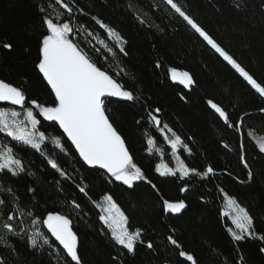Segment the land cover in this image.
Listing matches in <instances>:
<instances>
[{"label":"trees","instance_id":"trees-1","mask_svg":"<svg viewBox=\"0 0 264 264\" xmlns=\"http://www.w3.org/2000/svg\"><path fill=\"white\" fill-rule=\"evenodd\" d=\"M130 2L147 12L151 23L141 25L134 10L129 8ZM178 2L256 78L264 80V0H244L243 11L234 8V0ZM41 3L42 0H0V78L22 86L30 97L41 103L52 104L54 96L35 67L38 38L44 31L43 14L38 11ZM76 5L87 13H77L79 23L106 38L103 30L91 20L92 16H99L115 26L127 40V55L119 56L127 75L117 78L139 99L135 103L113 99L108 110L135 162L158 185L160 194L147 184L141 183L131 191L119 182L110 181L104 171L89 168L79 161L67 141L72 155L60 154L59 163L73 180L65 181L60 177L40 153L21 148L20 154L28 162L32 175L0 174V182L12 187L21 204H27L33 214L59 210L70 215L73 229L80 238L83 264H186L184 258L178 256L179 250L168 242V235H174L184 250L194 254L198 264H239L241 259L243 264H264V251L260 250L264 242L252 239L235 242L231 238L227 231L232 226L231 221L223 215L224 199L219 192L223 188L238 197L250 209L257 232L264 233V155L258 154V142L264 139V114L259 111L264 107V98L251 90L163 0H76ZM3 43H11L13 49H4ZM158 62L160 67H156ZM173 67L189 72L195 84L189 89L174 82L169 73ZM208 100L224 106L233 121L244 113L251 115L245 117L242 129L229 128ZM155 108L161 109L160 119L190 144L192 154L184 153L186 162L197 169L211 166L215 170L210 179H191L188 192L180 191L183 181L160 177L154 171L156 164L162 161L174 164L166 141L142 119L146 109ZM42 123L43 130L50 136L62 133L55 123ZM149 134L156 138L163 156L147 151ZM4 138L0 133V139ZM224 144L229 147L225 148ZM53 149L54 145L49 143L48 150ZM241 156H246L252 166L254 177L250 183L239 182L246 176ZM73 181L88 185L89 195L79 193ZM29 187L36 189L35 194L27 191ZM107 192L129 216L130 227L142 229L144 241H151L153 249H148L146 243L138 245L133 255L114 244L99 221V209L91 203ZM71 198L82 205L79 215L65 203ZM162 199H183L188 207L180 214L166 213ZM2 210L5 215L9 211ZM24 226L30 235V217H24ZM41 230L45 228L42 226ZM8 239L14 249L0 243V256L5 264H57L51 250L45 252L26 246L27 236L23 239L9 236Z\"/></svg>","mask_w":264,"mask_h":264},{"label":"snow or ice","instance_id":"snow-or-ice-1","mask_svg":"<svg viewBox=\"0 0 264 264\" xmlns=\"http://www.w3.org/2000/svg\"><path fill=\"white\" fill-rule=\"evenodd\" d=\"M163 3L174 14H178L215 53L227 62L251 90L264 98V80L256 78L218 43L184 10L178 0H163ZM53 4L56 5L55 8L52 7ZM233 6L243 11L244 0H234ZM129 8L134 10L135 18L141 25L151 23L146 11H142L131 2ZM38 11L43 14L41 23L44 31L38 38L35 67L54 93V102L41 103L38 99L30 97L22 86L0 78V102L13 106H0V133L5 137L0 139V174L12 177H19L22 174L32 175L28 162L20 154L21 148H30L40 153L50 168L65 181L73 180L69 172L59 163L60 154L72 155L66 145L67 141L70 142L72 150L78 154L79 161L90 168L104 170L110 181L119 182L131 191H135L141 183L147 184L160 194L158 185L135 162L125 137L114 126L108 110V105L114 102L112 98L133 103L139 99L133 90L127 88L117 78L127 75V70L121 65L119 59L120 54L127 55L126 38L115 26L99 16L94 15L91 20L100 30H103L106 38L79 23L77 13L84 15L87 13L76 5V0H42V3L38 5ZM2 46L9 51L13 49L11 43H3ZM98 61L101 62L98 63ZM160 66L158 62L156 67ZM169 73L173 81H178L189 89L195 84L192 75L187 71H178L173 67L169 69ZM208 104L229 128L242 129L245 117L251 115V113H244L233 121L224 106L212 100H208ZM259 111L264 114V107ZM145 112L146 115L142 119L152 129L158 131L174 158L173 165L163 161L156 164L155 173L160 177H172L183 181L181 192L190 190L191 179H210L215 175V170L211 166L206 169H197L186 162L184 153L190 156L192 148L184 137L160 119V108L146 109ZM42 122H54L62 129V133L59 136H50L46 130H43ZM140 122L137 121V123ZM7 138L15 144L9 143ZM49 143L54 145L52 152L48 150ZM146 145L149 153L156 151L163 156V149L157 148V140L153 135H147ZM224 147L229 146L224 144ZM258 154L264 155V139L258 142ZM240 161L246 176L239 182L250 183L254 177L252 166L246 156H241ZM73 183L79 193L89 195L88 185L82 182L75 183V181ZM27 191L35 194L36 189L29 187ZM219 192L226 201L227 210L223 215L231 221L232 226H229L227 231L233 241L252 239L264 242V233L257 232L250 209L243 205L238 197H234L223 188H220ZM0 194H3L0 195V243L14 249L8 237L23 239L27 236L26 246L30 245L33 250L45 252L51 250L52 255L57 257V264H83L79 252L80 238L73 230V220L70 215L59 210H48L46 214L45 212L33 214L27 204H21L15 190L5 186L3 182H0ZM65 203L79 215L82 205L75 198L67 199ZM91 203L99 209L98 218L104 226L103 230L110 233V239L116 246L133 255L138 245L146 243L148 249L154 248L151 241H144L142 229L130 227L129 216L110 192L104 193ZM162 206L166 213L180 214L188 207V204L183 199H162ZM4 208L9 209L6 215L2 210ZM26 216L30 217V235H28V228L24 226ZM42 226L46 227V232L41 230ZM172 231L174 233L175 230ZM167 240L179 250L178 256L184 258L186 264L187 262L198 264V258L184 250L174 235H168ZM260 250L264 251V248ZM0 264H5L2 256H0ZM239 264H243L242 259Z\"/></svg>","mask_w":264,"mask_h":264},{"label":"water","instance_id":"water-1","mask_svg":"<svg viewBox=\"0 0 264 264\" xmlns=\"http://www.w3.org/2000/svg\"><path fill=\"white\" fill-rule=\"evenodd\" d=\"M46 82V81H45ZM174 82H176V83H179L178 81H174ZM47 84V83H46ZM180 84V83H179ZM182 85V84H181ZM184 86V85H183ZM49 87V86H48ZM185 87V86H184ZM53 95H54V93H53ZM112 99H115V100H118V98H112ZM6 104V102H0V105H5ZM52 123H54V122H52ZM61 131H62V129H60ZM78 155V154H77ZM87 166V165H86ZM89 167V166H88ZM90 168V167H89ZM101 170V169H100ZM102 171H104V170H102ZM45 230H46V227H45ZM74 230V229H73ZM50 235V234H49ZM54 239V238H53ZM58 243V242H57Z\"/></svg>","mask_w":264,"mask_h":264},{"label":"rangeland","instance_id":"rangeland-1","mask_svg":"<svg viewBox=\"0 0 264 264\" xmlns=\"http://www.w3.org/2000/svg\"><path fill=\"white\" fill-rule=\"evenodd\" d=\"M47 86H48V85H47ZM50 91H51V90H50ZM52 94H53V93H52ZM53 96H54V95H53ZM58 127H59V126H58ZM61 132H62V131H61ZM69 143H70V142H69ZM225 203H226V201L224 200V203H223V204H224V205H223V213L227 210L226 207H225ZM229 220H230V219H229Z\"/></svg>","mask_w":264,"mask_h":264},{"label":"bare ground","instance_id":"bare-ground-1","mask_svg":"<svg viewBox=\"0 0 264 264\" xmlns=\"http://www.w3.org/2000/svg\"><path fill=\"white\" fill-rule=\"evenodd\" d=\"M50 89V88H49ZM7 104V103H6ZM45 228V227H44ZM46 231V230H45Z\"/></svg>","mask_w":264,"mask_h":264}]
</instances>
